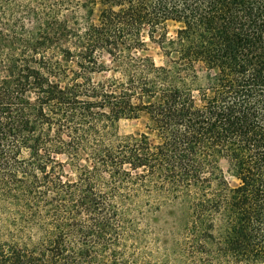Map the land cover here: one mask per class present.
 <instances>
[{
  "label": "trees",
  "instance_id": "16d2710c",
  "mask_svg": "<svg viewBox=\"0 0 264 264\" xmlns=\"http://www.w3.org/2000/svg\"><path fill=\"white\" fill-rule=\"evenodd\" d=\"M0 264H264V0H0Z\"/></svg>",
  "mask_w": 264,
  "mask_h": 264
},
{
  "label": "rangeland",
  "instance_id": "374dc122",
  "mask_svg": "<svg viewBox=\"0 0 264 264\" xmlns=\"http://www.w3.org/2000/svg\"><path fill=\"white\" fill-rule=\"evenodd\" d=\"M151 55L154 57L155 61L159 63L160 56L156 50L150 51ZM118 137L119 139L130 136L132 133L136 132L139 129V125L137 122L131 120H121L118 123ZM59 160L65 164V171L68 173V179L74 180L76 175L74 173L73 167L69 162L65 161L64 157H59ZM222 168L224 171L227 170V164L222 162ZM227 178L233 184L234 180L231 177ZM103 182H101L100 187ZM109 187H113L112 184L109 186L104 184L102 190L107 191L110 193ZM116 189L113 192V196L115 197L118 208L124 215L126 221L128 222L130 231V235L132 237V224L138 229L137 236L139 239V244L132 248L130 254L134 257L137 261H144L145 259L154 261L157 260L156 257V250L157 247L154 246V240L156 239L157 230L154 226H145L142 224V220L153 211H155L156 205H161L165 203L164 201H159L154 197L144 199V204H140L142 200L139 198L136 200L132 192V181L125 185L116 184L114 186ZM112 193V192H111ZM138 203H135L137 202ZM132 241V238H131ZM136 249V250H135Z\"/></svg>",
  "mask_w": 264,
  "mask_h": 264
}]
</instances>
